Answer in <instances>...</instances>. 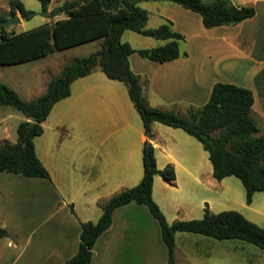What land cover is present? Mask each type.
<instances>
[{"label": "crops", "instance_id": "0c3cea01", "mask_svg": "<svg viewBox=\"0 0 264 264\" xmlns=\"http://www.w3.org/2000/svg\"><path fill=\"white\" fill-rule=\"evenodd\" d=\"M63 1L51 0L48 7ZM231 1L254 7V15L208 28L199 13L178 4L139 2L148 11L146 26L171 20L172 28L183 35L179 49L186 54L159 62L134 52L129 56L130 67L142 76L151 106L179 114L189 106L203 105L215 82L249 88L254 96L252 114L264 131V0ZM4 9L8 10L7 4ZM60 17L63 14L54 19ZM151 22L154 26H149ZM126 31L121 40L139 48L125 38L132 37ZM156 40L146 47L165 42ZM56 59L40 67L37 91L15 88L24 100L45 91L50 77L64 65ZM42 127L34 138V149L50 177L0 171V227L9 232L0 237V264H63L78 250L81 222L97 221L102 212L99 203L138 184L143 175L142 145L147 136L140 115L127 87L98 67L72 81L70 94L54 103ZM151 128L156 167L172 164L175 172L171 184L158 174L152 182V197L166 220L201 218L205 205L213 212L221 211L217 208L221 196H207L206 190L219 186L215 191L220 195L224 178L217 182L212 176L208 152L200 141L182 128L158 121ZM2 130L0 141H16L10 140L12 134L4 126ZM178 235L176 264H195V255L201 252L184 248L188 238L182 234L178 245ZM167 256L157 220L145 204L132 201L113 210L110 225L93 245L91 264H165Z\"/></svg>", "mask_w": 264, "mask_h": 264}, {"label": "trees", "instance_id": "16d2710c", "mask_svg": "<svg viewBox=\"0 0 264 264\" xmlns=\"http://www.w3.org/2000/svg\"><path fill=\"white\" fill-rule=\"evenodd\" d=\"M42 10L51 0H38ZM143 0H64L52 7L49 18L33 28L16 31L0 24V65L26 62L54 51L85 42L100 40L99 47L86 56L66 62L57 75L51 76L45 91L24 100L10 85L0 80V106H11L26 116L16 127L15 142L0 141V171L24 176L49 178V172L37 157L34 138L43 131L42 122L58 100L70 94V84L98 67L111 79L122 81L142 120L147 136L142 145L143 175L138 184L126 187L100 202L97 221L81 222L79 247L63 264H91L92 248L98 236L110 225L113 210L129 202L145 204L157 220L162 240L167 247L165 264H176L175 234L190 232L216 239H240L264 250V226L248 219L234 209L211 211L206 205L201 218L175 220L169 223L152 197V182L158 174L168 183L175 179L172 164L156 167L151 125L154 121L179 127L200 141L208 152L212 176L221 180L237 176L245 189V201L252 202L255 191L264 190V131L252 114L254 96L249 88L230 82H215L208 100L201 106H189L184 114L151 106L144 94V80L129 63L130 54L159 62L185 55L179 43L183 35L165 19L157 27L146 26L148 11L139 5ZM200 14L205 27L238 23L254 15L249 5H236L231 0H165ZM8 10H0V21L19 13L28 20L33 11L21 0H7ZM125 30L165 41L161 45L134 48L121 40ZM216 133V134H215ZM73 211V206L70 204ZM0 227V237L8 236Z\"/></svg>", "mask_w": 264, "mask_h": 264}, {"label": "rangeland", "instance_id": "374dc122", "mask_svg": "<svg viewBox=\"0 0 264 264\" xmlns=\"http://www.w3.org/2000/svg\"><path fill=\"white\" fill-rule=\"evenodd\" d=\"M21 1L27 9L33 11V16L28 20H22V23L7 26L8 29H14L16 31L27 30L38 26L47 20L54 19H50L49 14L48 16L43 15V10L38 0ZM0 4H2L0 9L3 10L4 4H7V0H0ZM49 10L48 7L47 11ZM4 11L6 12L7 10L4 9ZM153 24L154 22H151L149 26H152ZM126 33H129L132 37H128L127 34L125 38L131 41L134 46H139V48H147L146 45L158 41L155 38L144 36L133 31L127 30ZM98 47L99 40H93L63 50L54 51L45 56L28 60L26 62L0 65V80L14 89L16 88L20 90V92H23V87H25V89L29 87L33 89L35 88L37 91L41 86L38 71L47 61L51 60V62L54 63V58L57 57L56 61L65 64V62L74 57L88 55ZM117 81L126 86L122 81ZM30 91L31 90L29 89L28 92ZM25 119L26 116L15 108L11 106H0V135H2V129L4 126L8 133L12 134L10 140H16L17 124ZM82 138L85 139L84 135ZM208 163L210 164L209 161ZM216 181L218 182L219 180ZM223 181L225 186L223 193H221L222 195L217 193V191L220 190L219 186L212 187L207 185V196H221V201L217 205V208L220 210H238L251 221L260 226H264V190L255 191L252 197V202L249 205L245 201V189L241 180L237 176H226ZM216 189L217 191H215ZM259 210H261V213ZM181 234L184 235V238H188L187 241H184V248H188L191 252L195 249L201 252L200 255H195L198 256L195 259V264H264V250L247 241L234 238L221 240L201 234L179 232V235L177 236L178 245L183 240L180 236ZM197 240L199 242L194 245L193 242H197Z\"/></svg>", "mask_w": 264, "mask_h": 264}, {"label": "water", "instance_id": "95a60500", "mask_svg": "<svg viewBox=\"0 0 264 264\" xmlns=\"http://www.w3.org/2000/svg\"><path fill=\"white\" fill-rule=\"evenodd\" d=\"M43 15L48 16V11L47 10L43 11ZM20 21H21L20 15L19 14H15V15L9 16L5 20L0 21V24L5 26V27H7V26H10V25H15L17 23H20Z\"/></svg>", "mask_w": 264, "mask_h": 264}]
</instances>
